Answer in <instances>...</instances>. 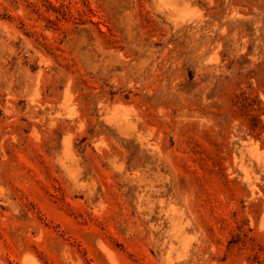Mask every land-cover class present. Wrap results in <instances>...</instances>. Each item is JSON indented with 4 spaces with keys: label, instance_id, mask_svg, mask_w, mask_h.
<instances>
[{
    "label": "rangeland",
    "instance_id": "374dc122",
    "mask_svg": "<svg viewBox=\"0 0 264 264\" xmlns=\"http://www.w3.org/2000/svg\"><path fill=\"white\" fill-rule=\"evenodd\" d=\"M0 264H264V0H0Z\"/></svg>",
    "mask_w": 264,
    "mask_h": 264
}]
</instances>
